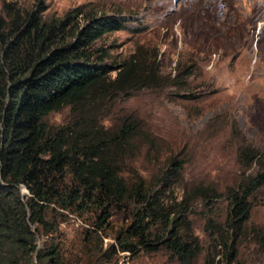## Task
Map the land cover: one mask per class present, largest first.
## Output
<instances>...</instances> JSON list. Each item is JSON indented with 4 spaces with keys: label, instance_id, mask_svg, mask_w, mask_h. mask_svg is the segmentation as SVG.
<instances>
[{
    "label": "trees",
    "instance_id": "1",
    "mask_svg": "<svg viewBox=\"0 0 264 264\" xmlns=\"http://www.w3.org/2000/svg\"><path fill=\"white\" fill-rule=\"evenodd\" d=\"M47 10L45 0L28 9L0 6V264H126L157 253L197 264L203 245L192 216L199 206L210 241L202 264H238L250 240L264 247V229L248 225L264 204L262 152L237 148L242 176L223 192L198 181L173 196L187 160L173 153L161 160V147L136 113L104 125L117 100L165 89L145 52L118 62L112 46L100 44L129 21L82 7L61 16ZM191 75L185 68L172 81L186 102L197 98L187 90ZM65 108L69 121L47 123ZM142 149L154 168L148 178L132 166ZM113 214L125 224L110 235ZM70 216L84 222L72 236L61 229Z\"/></svg>",
    "mask_w": 264,
    "mask_h": 264
},
{
    "label": "rangeland",
    "instance_id": "2",
    "mask_svg": "<svg viewBox=\"0 0 264 264\" xmlns=\"http://www.w3.org/2000/svg\"><path fill=\"white\" fill-rule=\"evenodd\" d=\"M17 2L30 8L33 0ZM46 15L61 16L78 7L116 14L129 21L126 30L104 36L100 44L111 47V57L121 62L138 50L154 62L165 84L163 90H144L127 100H117L114 114L105 126L128 112L136 113L148 125L161 147L159 158L171 153L187 160L182 177L174 188L198 181L225 186L241 178L237 159L241 145L257 147L264 155V0H45ZM152 61V62H151ZM189 68L188 92L195 101L186 102L172 87L174 76ZM187 93V92H185ZM62 109L46 119L51 126L70 120ZM132 166L143 177L154 171L145 149L136 154ZM156 170V169H155ZM21 193L27 196L24 189ZM178 198V197H177ZM225 209L222 202L220 207ZM192 216L194 232L203 245L197 264H202L210 244L203 230V207ZM125 224L124 216L113 214L110 230ZM248 225L264 229V204L256 206ZM84 226L70 216L61 229L72 236ZM112 237V236H111ZM111 237L105 242L111 241ZM126 264H176L165 253L140 254ZM238 264H264V247L250 240L239 250Z\"/></svg>",
    "mask_w": 264,
    "mask_h": 264
}]
</instances>
